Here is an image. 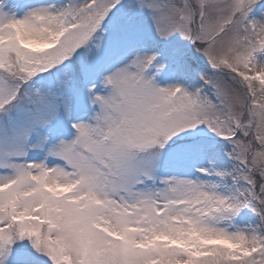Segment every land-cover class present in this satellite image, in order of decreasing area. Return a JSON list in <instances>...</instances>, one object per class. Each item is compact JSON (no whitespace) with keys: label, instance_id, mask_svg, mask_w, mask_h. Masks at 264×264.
Listing matches in <instances>:
<instances>
[{"label":"snow or ice","instance_id":"1","mask_svg":"<svg viewBox=\"0 0 264 264\" xmlns=\"http://www.w3.org/2000/svg\"><path fill=\"white\" fill-rule=\"evenodd\" d=\"M0 264H264V0H0Z\"/></svg>","mask_w":264,"mask_h":264}]
</instances>
